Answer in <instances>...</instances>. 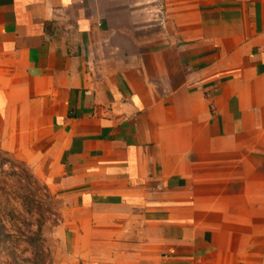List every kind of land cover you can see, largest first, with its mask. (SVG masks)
Listing matches in <instances>:
<instances>
[{
  "label": "crops",
  "instance_id": "1",
  "mask_svg": "<svg viewBox=\"0 0 264 264\" xmlns=\"http://www.w3.org/2000/svg\"><path fill=\"white\" fill-rule=\"evenodd\" d=\"M0 148L60 264H264V0H0Z\"/></svg>",
  "mask_w": 264,
  "mask_h": 264
},
{
  "label": "rangeland",
  "instance_id": "2",
  "mask_svg": "<svg viewBox=\"0 0 264 264\" xmlns=\"http://www.w3.org/2000/svg\"><path fill=\"white\" fill-rule=\"evenodd\" d=\"M44 180L0 148V264H60L67 244Z\"/></svg>",
  "mask_w": 264,
  "mask_h": 264
},
{
  "label": "built area",
  "instance_id": "3",
  "mask_svg": "<svg viewBox=\"0 0 264 264\" xmlns=\"http://www.w3.org/2000/svg\"><path fill=\"white\" fill-rule=\"evenodd\" d=\"M159 11H158V17H159V19L161 20L163 17H164V13H163V11H162V7H160L159 6V9H158Z\"/></svg>",
  "mask_w": 264,
  "mask_h": 264
}]
</instances>
